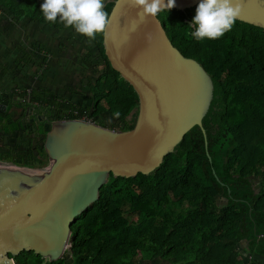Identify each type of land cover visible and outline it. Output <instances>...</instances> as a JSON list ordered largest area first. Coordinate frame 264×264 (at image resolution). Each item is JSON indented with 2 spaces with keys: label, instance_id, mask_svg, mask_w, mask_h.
<instances>
[{
  "label": "trees",
  "instance_id": "16d2710c",
  "mask_svg": "<svg viewBox=\"0 0 264 264\" xmlns=\"http://www.w3.org/2000/svg\"><path fill=\"white\" fill-rule=\"evenodd\" d=\"M113 1L104 0L108 13ZM43 2L0 0V7L17 20L75 33L62 23L46 22ZM197 6L165 9L157 18L171 44L196 60L212 80L213 97L202 120L206 148L201 129L194 126L150 174L110 175L98 199L70 226L69 250L61 258L49 262L22 251L12 257L15 264H264V29L236 20L223 37L198 41L190 34L195 25L189 24ZM91 45L101 65L87 83L88 108L47 98L42 88L31 90V99L44 101L42 108L55 113L53 120L75 119L74 111L87 114L90 108L91 117L106 112L115 117L118 129L130 130L137 95L111 68L102 35ZM24 55L27 63L37 54ZM6 72L0 68V80ZM16 97L21 103L23 94L11 96V105ZM8 112L0 110L3 136L22 131L18 121L8 122ZM48 129H38L41 145L33 150L30 168L46 163L42 143ZM4 159L25 158L17 154ZM133 212L137 217L131 222L127 216ZM242 241L246 245L240 251Z\"/></svg>",
  "mask_w": 264,
  "mask_h": 264
},
{
  "label": "water",
  "instance_id": "95a60500",
  "mask_svg": "<svg viewBox=\"0 0 264 264\" xmlns=\"http://www.w3.org/2000/svg\"><path fill=\"white\" fill-rule=\"evenodd\" d=\"M200 2L175 0L173 8ZM240 4L237 21L264 29V0ZM140 13L130 0H114L108 35H102L111 68L137 95L133 127L51 120L42 143L47 170L36 176L12 168L15 173L0 172V264H15L12 257L22 251L49 262L61 258L69 250L70 226L98 199L110 175L150 174L194 126L201 129L206 148L202 120L213 97L212 80L196 60L171 44L157 17L141 19ZM149 33L151 42L145 38ZM7 105L8 100L0 101V110ZM20 109L25 117L39 113L31 105Z\"/></svg>",
  "mask_w": 264,
  "mask_h": 264
},
{
  "label": "rangeland",
  "instance_id": "374dc122",
  "mask_svg": "<svg viewBox=\"0 0 264 264\" xmlns=\"http://www.w3.org/2000/svg\"><path fill=\"white\" fill-rule=\"evenodd\" d=\"M16 19L11 12L3 9L0 7V54L1 53H7L10 48H13L18 51L19 48V43L22 42L23 40L26 42H30V39H28L29 36L28 33L22 32V30L18 29V27H14L13 21ZM8 23V25H6ZM6 26H5V25ZM41 34V32H40ZM83 45L79 44L83 48L81 52H72L70 53H64V48L63 46H56V53L57 58L56 60L52 59L51 60V66L57 69L58 72L66 73L67 76H61L63 79L53 81L50 78L48 79V82L51 85H54L56 90L60 91L61 93L67 88L70 90V92H65L63 95L67 96V94H71V97L74 98L76 105L77 106H83L88 108L89 107V99L88 96L90 95V91L87 87L88 81L94 80L96 78V75L98 73L99 67L101 65V62L99 61L101 58L100 55L97 53L96 48L92 46L88 41H86ZM89 43V45H88ZM27 45V44H26ZM5 46V47H4ZM52 50L51 48H49ZM63 49V50H62ZM13 53L15 51L12 49ZM47 52V51H46ZM52 53V51H48ZM55 51H53L54 53ZM59 55V53H61ZM67 54V58H65L63 55ZM34 66H36V72L39 73V71L45 66L46 62H43V60L39 61L37 59H33L32 61ZM31 63V62H30ZM40 63V64H38ZM96 64H98L96 66ZM28 66V65H27ZM26 66V67H27ZM31 67V66H30ZM35 71V70H34ZM46 71V70H45ZM79 72L80 75L78 76H73L75 73L77 74ZM70 79V80H68ZM71 88V89H70ZM45 92V96L48 97H53L54 93L52 91H47L46 88L43 87ZM5 96V95H4ZM88 113H90V108L87 110ZM87 113V114H88ZM90 116V115H89ZM94 118V117H92ZM94 119L97 120L99 125L108 127L110 129H118L117 128V122L116 119L113 115H110L108 113H103L97 115ZM27 134L23 133V135L12 138H1L0 137V168L6 167V168H12L16 170H21V171H26L28 173H36L37 175L42 174L47 170V167L49 165V161L46 158V163L43 164H36L34 167L30 168L29 164L33 161V150L41 145V139H33L32 138L28 139ZM31 140V141H30ZM31 143H30V142ZM17 154L23 155L25 158L20 162V159H16L15 161L20 162L21 164H17V162L11 161L10 159H4V156H9L13 157L16 156ZM25 161V162H24ZM27 163V164H24ZM32 175V174H31ZM33 176V175H32ZM36 176V175H35ZM128 219L131 222H134L136 220V213L133 212L129 214ZM246 245L244 241H242L239 245L240 251L243 249V247ZM242 253V252H241ZM243 255V254H241ZM244 256V255H243ZM67 261L70 262V257L67 258ZM141 264H166L165 261H158V260H153L150 262H145Z\"/></svg>",
  "mask_w": 264,
  "mask_h": 264
},
{
  "label": "clouds",
  "instance_id": "9594fccd",
  "mask_svg": "<svg viewBox=\"0 0 264 264\" xmlns=\"http://www.w3.org/2000/svg\"><path fill=\"white\" fill-rule=\"evenodd\" d=\"M130 3L141 9V19H155L160 12L175 6V0H167L166 3L165 0H130ZM104 8V0H44L40 11L46 22H59L65 28L71 27L91 44L98 35H108L110 17ZM240 14V0H201L189 23L195 25L190 34L198 41L205 38L216 40L232 30ZM145 38L151 42L152 36L149 33Z\"/></svg>",
  "mask_w": 264,
  "mask_h": 264
},
{
  "label": "crops",
  "instance_id": "0c3cea01",
  "mask_svg": "<svg viewBox=\"0 0 264 264\" xmlns=\"http://www.w3.org/2000/svg\"><path fill=\"white\" fill-rule=\"evenodd\" d=\"M13 21L15 22H13L12 26H14L15 28L18 27V29L22 30L23 33H28L29 36L26 37L30 39V42H26L23 40V43L20 42L19 46H17V48H19L18 51H16L13 47L10 48L7 53L0 54V68L2 69V67H4L8 70V72H6L0 80V101L8 100V105L6 107L9 108L8 122L13 121L12 117L14 115V107L13 105H11L12 102L10 101V97L17 96V89L21 90L28 87L31 88V90H34L37 88L43 89L44 87L47 89V91H52L55 97L62 98L63 100L76 105V102L74 98L71 97L70 93L67 94V96L63 95L66 91L70 92V90L66 88L61 93L60 91L56 90L54 85H51L48 82V79L50 77L51 80L56 81L63 79L61 76H67L66 73L58 72L55 67L53 68L50 62L52 59L56 60L57 58V45L60 47L63 46L62 48H64V53H66V51L70 54L72 52L78 53L81 52V50L83 49L81 48L82 46H80L79 44L83 45L85 43L86 45L87 40L83 38V35L78 34L76 32L73 33L69 30H55L39 23L31 22L28 19H14ZM6 25H8V23ZM49 48H51L52 50H50ZM12 49L15 51V53H13ZM48 51H52V53ZM53 51L55 52L53 53ZM32 52L36 53L37 55L31 56L28 62L24 63L22 61V59L25 61L24 53L29 54ZM61 54L62 52L59 53V55ZM63 56L67 58V54H64ZM33 59H37L39 61L43 60V62H46L45 66L39 71V73L36 72L37 67L33 65ZM97 65L98 64H96V66ZM78 75H80L79 72H77V74L75 73V75L73 76L75 77ZM15 99H17V97ZM0 136L3 137L2 134H0ZM9 137L12 136L8 135V138Z\"/></svg>",
  "mask_w": 264,
  "mask_h": 264
},
{
  "label": "flooded vegetation",
  "instance_id": "af4514ba",
  "mask_svg": "<svg viewBox=\"0 0 264 264\" xmlns=\"http://www.w3.org/2000/svg\"><path fill=\"white\" fill-rule=\"evenodd\" d=\"M16 100L19 101V97H17V99H15V101H13L14 105H13V110H14V115L12 117L13 121H18L22 131L21 132H17L14 134H11L12 137H17L18 136H22L23 133L27 134V138L30 139H38L39 137V131L38 129L44 125H49L50 121L54 119V115L55 113L50 112L48 108L43 109L42 105L40 106H32L38 109V114L34 115L33 117H25L23 111L20 109L21 108V104H25V105H29L28 103H23L22 101H20L21 103H18ZM19 107V109H18ZM3 136V135H2ZM1 137V136H0ZM10 137V138H12ZM1 138H8V135L3 136ZM31 141V140H30Z\"/></svg>",
  "mask_w": 264,
  "mask_h": 264
},
{
  "label": "built area",
  "instance_id": "2783aa9c",
  "mask_svg": "<svg viewBox=\"0 0 264 264\" xmlns=\"http://www.w3.org/2000/svg\"><path fill=\"white\" fill-rule=\"evenodd\" d=\"M23 94V98L21 99L22 102L28 103L31 106H40L44 101L38 99H31V88H24V89H17L16 95ZM74 115L78 116L77 120H82L84 122L89 123H96L98 124L97 120L89 116L88 114H81L79 115L76 111L73 112Z\"/></svg>",
  "mask_w": 264,
  "mask_h": 264
},
{
  "label": "bare ground",
  "instance_id": "6f19581e",
  "mask_svg": "<svg viewBox=\"0 0 264 264\" xmlns=\"http://www.w3.org/2000/svg\"><path fill=\"white\" fill-rule=\"evenodd\" d=\"M134 120V119H133ZM14 171H16V170H12V169H8V168H4V167H2V168H0V172L1 173H13ZM20 172V171H19ZM21 172H23V171H21ZM26 172V171H25ZM15 173V172H14ZM16 173H18V171L16 172ZM28 172H26V174H27ZM29 175H37L36 173H28Z\"/></svg>",
  "mask_w": 264,
  "mask_h": 264
}]
</instances>
